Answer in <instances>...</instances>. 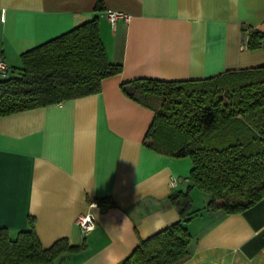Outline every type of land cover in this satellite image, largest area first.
Wrapping results in <instances>:
<instances>
[{
    "label": "crops",
    "instance_id": "1",
    "mask_svg": "<svg viewBox=\"0 0 264 264\" xmlns=\"http://www.w3.org/2000/svg\"><path fill=\"white\" fill-rule=\"evenodd\" d=\"M107 10L129 19L112 25ZM95 16L121 72L97 93L0 116V227L15 237L31 221L44 248L59 239L83 244L53 264H117L179 219L167 198L190 184L192 162L143 144L153 112L124 95L122 82L197 80L264 64V39L248 50L244 29L264 33V0H0V60L20 68L21 54ZM190 194L181 264H264V197L226 214L206 211L208 194ZM88 211L96 225L81 235L75 220Z\"/></svg>",
    "mask_w": 264,
    "mask_h": 264
},
{
    "label": "trees",
    "instance_id": "2",
    "mask_svg": "<svg viewBox=\"0 0 264 264\" xmlns=\"http://www.w3.org/2000/svg\"><path fill=\"white\" fill-rule=\"evenodd\" d=\"M244 29L246 48H259L264 33ZM21 61L20 68L0 77V116L97 93L103 79L122 70L106 57L96 16L24 52ZM120 88L153 112L143 144L172 157L187 156L192 168L190 184L167 198L179 219L140 239L117 264H181L189 256L185 224L193 214L192 188L210 196L207 212L240 213L264 197V64L197 80L139 77ZM82 247L65 239L42 247L31 221L15 237L0 227V264H53L62 253Z\"/></svg>",
    "mask_w": 264,
    "mask_h": 264
},
{
    "label": "built area",
    "instance_id": "3",
    "mask_svg": "<svg viewBox=\"0 0 264 264\" xmlns=\"http://www.w3.org/2000/svg\"><path fill=\"white\" fill-rule=\"evenodd\" d=\"M106 17L112 25L120 18L124 20L129 19V15L127 13L111 10L106 11ZM9 74L10 67L3 60H0V77H6ZM170 183L172 186H174L177 184V180L172 179ZM75 222L79 228L81 235H87L95 228L96 218L94 213L88 211L84 214L78 215Z\"/></svg>",
    "mask_w": 264,
    "mask_h": 264
},
{
    "label": "rangeland",
    "instance_id": "4",
    "mask_svg": "<svg viewBox=\"0 0 264 264\" xmlns=\"http://www.w3.org/2000/svg\"><path fill=\"white\" fill-rule=\"evenodd\" d=\"M201 192V191H200Z\"/></svg>",
    "mask_w": 264,
    "mask_h": 264
}]
</instances>
